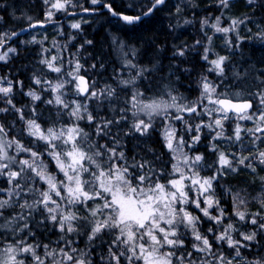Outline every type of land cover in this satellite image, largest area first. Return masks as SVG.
Listing matches in <instances>:
<instances>
[{"label":"trees","instance_id":"1","mask_svg":"<svg viewBox=\"0 0 264 264\" xmlns=\"http://www.w3.org/2000/svg\"><path fill=\"white\" fill-rule=\"evenodd\" d=\"M59 1L0 0V44L8 41L12 33L31 23H51L17 38L3 48L5 51L14 47L16 52L8 60L0 61V84L5 88L0 91V130L14 147L20 146L39 154L46 163L49 176L57 181L55 189H51L38 177L29 178L27 170L24 180L17 182L9 180L4 170L0 171L1 193L13 188V192L24 200L21 212L18 206L3 207L0 201V261L5 259L9 251H13L17 255L14 258L17 264H39L30 253L33 247L40 250V257L48 256L49 260L50 250L59 245L60 248L66 247L63 252L69 253L71 260H55L54 264H141L140 259L136 261L131 256L135 254L134 244L125 241L116 226L107 223L101 225L103 229L97 232V236L92 238L89 235L93 216L88 212L104 204L101 196L93 194L99 192L103 175L112 176L115 169H127L132 184L144 188L166 186L171 180L169 173L172 171L173 158L166 147L162 122L155 121L147 129L134 131L129 121L132 118L129 114L134 109L132 97L138 94L142 99L148 98L172 80L175 92L186 93L198 100L207 82L220 89L229 80L234 86L237 85V81L232 79L234 74L231 66H225L221 76L205 60L204 47L209 37L205 29L209 21L222 18L223 11L218 5L221 0H168L149 17L133 25L113 18L108 11H99L85 15V23H81L78 29L69 23L79 17L66 18L67 13L72 12L70 10L65 14L56 12L52 18L47 17L54 10L52 4ZM99 1L101 4L92 6L88 0H79L78 6L99 10L110 4L117 13L140 15L148 11L156 0ZM222 1L232 6L231 13L234 16L238 17L242 13L241 16L250 17L259 25L264 24V0ZM118 43L123 49L135 48L136 52H128L129 56L122 58ZM244 45L245 50L247 43ZM248 50L250 58L252 56L259 67H264V50L258 47H249ZM123 60L129 67L120 66ZM74 73L88 78L91 82L90 92L81 94L77 99L73 93L66 100L63 99V105L55 104V83L62 79L73 83ZM225 78L227 80L223 81ZM33 125L42 131H67L76 127L77 137L67 144L61 139L44 141L31 133ZM195 125L193 122L192 126ZM188 141L191 142L192 153L203 158L199 170L206 176L214 174L222 158V144L213 142L205 129L201 130L197 144L190 141L189 136L184 140L186 145ZM74 148L84 153L78 171L72 172L73 176L78 175L80 178L82 193L74 191L71 201L61 204L64 212H67L65 215L71 216L70 212L80 219L79 224L73 219L78 230L69 236L57 232L59 219L52 220L47 210L59 205L58 200L64 192L66 181L54 155L64 158ZM259 148L264 153V141ZM261 156L264 160V154ZM256 158L257 155L247 159V162L252 159L248 165L257 162ZM262 165L252 172L226 174L223 178L221 184L226 181L227 189L220 187L214 195L224 204L230 216L227 220L234 216L230 207L238 191H242L251 203L256 202L253 197L257 196L254 179L259 176L264 182V163ZM189 208L194 211L191 205ZM256 217L261 218V215ZM222 225L208 223L205 219L199 221L198 231L203 237L209 238L214 260L220 255L225 258L239 255L250 259L251 253L256 250L264 257L263 228L258 229L255 224L248 225L247 229L239 228V233H249L251 240L247 246L238 247L228 246V235L226 240L225 237L221 239ZM235 236L233 234L231 239ZM80 244L84 247L78 250ZM193 254L198 255L199 260L203 256V253L192 251Z\"/></svg>","mask_w":264,"mask_h":264},{"label":"rangeland","instance_id":"2","mask_svg":"<svg viewBox=\"0 0 264 264\" xmlns=\"http://www.w3.org/2000/svg\"><path fill=\"white\" fill-rule=\"evenodd\" d=\"M88 1L92 6L101 4L99 0ZM78 3H80L79 0H60L53 3L51 8L54 10L49 12L47 17L52 18L56 12L65 14L69 10L85 9L78 6ZM218 3L223 15L222 18L217 17L207 24L205 30L209 37L204 47L205 60L209 61L215 67L217 75L221 76L225 66H231L232 75L234 74L232 79L237 81V85L234 86L230 80L226 81L227 78L223 81L228 83L221 89L207 82L198 100L190 98L186 93L175 92L172 80L162 85L148 98L142 99L138 94L132 97L134 109L129 114L132 117L129 121L133 124L134 131H141V128L147 129L155 121L162 122L166 147L173 158L172 171L169 173L171 180L166 186L153 189L144 188L141 185L132 184L127 169L121 171L115 169L112 176L111 174L103 175V180L99 184V192L93 194V196L97 194L101 196L104 204L103 207L96 206L94 210L88 212L93 216L92 224L89 225L92 227L89 235L92 238L97 236V232L103 229L101 225L108 223L107 225L116 226L125 241L134 244L132 247H135V254L131 256H134L136 261L140 259L141 264H200L203 262L204 264H258L264 262L263 255L260 256L257 250L251 253L250 259L239 255H233L230 258L220 255L214 260V250L209 238L203 237L198 231L199 221L203 219L214 225L223 224L221 239L225 237L224 240H226V235H228L230 237L227 240L228 246L244 247L248 245L251 237L245 231L239 233V228L247 229L248 225L255 224L258 229H264V182L262 178L252 174L257 177L254 179V189L257 191V196L253 195L256 200L254 204L245 198L242 191H238L237 198L231 201L230 208L234 216H231L229 220L227 218L230 216L227 215L224 204L214 195L220 187L227 189L226 181L221 184L226 174L236 175L241 171L252 172L262 167L264 163L261 158L264 154L261 152L263 149L259 148L264 141V67H259V64L254 62V58L252 56L250 58L248 54L249 47L264 50V24L259 25L256 20L241 16L242 13L236 17L231 13L232 6L225 4L222 0ZM254 5L256 6L257 3ZM77 17L79 18H74L69 23L74 29H78L81 23H85V16ZM31 20L27 21L32 22ZM245 42L247 48L244 50ZM22 43L21 41L20 44ZM120 44L118 43L117 46L121 49L122 58L129 56V53L136 52L135 48H127V51ZM15 52L14 47L2 51L0 61L8 60ZM120 66L129 67L124 60L120 62ZM66 69L68 71V66ZM78 75L79 73H74L72 76L73 83L65 79L55 83L53 90L55 104L63 105V99L66 100L73 93L76 99L81 96ZM246 79L254 84H250ZM4 90L5 88L0 84V91ZM222 97L233 100L249 98L256 109L243 116L227 115L217 105V100ZM195 106L198 109L194 114L185 115ZM193 122L196 123L195 126H192ZM32 127L31 133L34 136L44 141L61 139L64 144L72 143L78 132L76 127H71L67 131L63 129L42 131L37 125ZM202 129L206 130V135H209L213 142L219 141L223 146L222 158L218 162L217 170L211 176H206L199 170L202 156L192 153L191 142L188 141L187 145L184 142L189 136L190 141L197 144ZM256 155L257 162L248 165L252 159L249 162L247 159ZM83 156L84 153L75 148L64 158L58 154L54 155L59 169L64 172L66 181L64 192L58 200L59 205H53V209L47 211L52 220L59 219L56 228L57 232L63 235H74L78 230L74 226L73 219L78 224L80 219L70 212L71 216L65 215L67 212H64L61 204L71 201L74 191L77 194L82 191L79 176H73L72 172L78 171ZM3 170L6 177L14 182L24 180V172L27 170L29 178L38 177L51 189L52 187L55 189L57 181L49 176L46 163L41 160L40 155L20 146L14 147L0 130V171ZM13 190V188L12 190L7 189L2 193L0 191L3 195L0 201L3 207L18 206V211L21 212L20 210L24 208V200L19 198ZM105 197H108V200H105ZM190 205L194 211L189 210ZM105 207L107 209H104ZM257 215H261V218L257 219ZM233 234L236 236L231 239ZM189 241L190 243L187 244ZM187 245L190 249H187ZM58 246L50 250L51 259L49 260L48 256L40 257L42 255L40 250L34 247L30 253L34 255L35 262L39 264H54L55 260H71L70 254L63 252L66 247ZM83 247L80 244L77 249L81 250ZM202 248L206 249L202 250ZM26 250L29 251V248L26 247ZM192 251L196 254L203 253V256L199 260L198 255H192ZM8 253L0 264H17L14 259L17 256L16 253L13 251ZM128 254L130 255L129 252Z\"/></svg>","mask_w":264,"mask_h":264},{"label":"water","instance_id":"3","mask_svg":"<svg viewBox=\"0 0 264 264\" xmlns=\"http://www.w3.org/2000/svg\"><path fill=\"white\" fill-rule=\"evenodd\" d=\"M168 0H156L154 4L151 6V8L146 11L143 14L140 15H130V14H124V13H117L115 12L110 4H106L103 9L99 10H93V9H83L80 11H72L67 13L66 18L73 17V16H85V15H93L96 12H101V11H108L111 16L115 19H120L123 23L128 24V25H133L136 23L141 22L143 19L149 17L155 9L163 6ZM225 1H234V0H225ZM246 1H253V0H246ZM51 23H42V22H34L29 24L28 26L14 32L11 34L9 37L8 41L3 42L0 44V54L3 51V48L5 45H8L12 43L14 40H16L19 37H22L24 35H27L31 31L39 28H45L49 26ZM80 88H81V93L82 95H87L90 91V84L89 80L86 76L84 75H79L77 78ZM217 105L219 108H221L225 113L227 114H236L238 116H242L244 113L252 111L254 104L253 101L251 100H233L230 98H219L217 100ZM198 107H194L190 109L189 111L186 112V115H192L195 113Z\"/></svg>","mask_w":264,"mask_h":264},{"label":"bare ground","instance_id":"4","mask_svg":"<svg viewBox=\"0 0 264 264\" xmlns=\"http://www.w3.org/2000/svg\"><path fill=\"white\" fill-rule=\"evenodd\" d=\"M171 28V27H170ZM169 29V28H168ZM264 33V32H263ZM260 39V38H259Z\"/></svg>","mask_w":264,"mask_h":264}]
</instances>
